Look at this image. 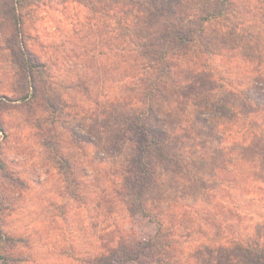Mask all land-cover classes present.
Returning a JSON list of instances; mask_svg holds the SVG:
<instances>
[{
  "label": "rangeland",
  "instance_id": "rangeland-1",
  "mask_svg": "<svg viewBox=\"0 0 264 264\" xmlns=\"http://www.w3.org/2000/svg\"><path fill=\"white\" fill-rule=\"evenodd\" d=\"M25 12L26 45L49 71L44 88L26 103L19 100L24 89L18 81L10 92V67L0 58V95L9 100L0 105V233L28 239L13 249L27 258L19 264H95L131 229L115 189L133 155L121 129L135 106L118 80L115 57L99 52L100 35L93 34L83 3L32 0ZM224 38L209 69L234 96L255 72L243 60L238 36ZM77 79L89 84L90 96L83 87H69ZM233 98L239 104L242 96ZM177 109L162 117L172 161L147 154L146 211L169 228L181 264H246L228 240L264 250V153L246 147L242 160L232 147L248 145L250 132L242 136V124L223 118L205 124L194 105ZM258 118L264 122V110ZM254 152L258 167L249 176ZM62 157L72 163L68 174L60 172ZM0 248L7 250L4 239Z\"/></svg>",
  "mask_w": 264,
  "mask_h": 264
},
{
  "label": "trees",
  "instance_id": "trees-1",
  "mask_svg": "<svg viewBox=\"0 0 264 264\" xmlns=\"http://www.w3.org/2000/svg\"><path fill=\"white\" fill-rule=\"evenodd\" d=\"M77 1L88 9L89 19L96 26L93 34L100 35L99 52L115 57L118 80L128 93L125 97L135 106L123 118L125 127L121 129L133 155L126 158L125 170L115 189L125 204L131 229L109 246L95 264H181L169 228L164 227L161 217L153 220L142 199L143 183L152 176L147 154L156 151L163 162L172 161V137L163 126L162 117L175 115L183 104L197 107L196 117L202 123L223 118L242 124V136L245 131L250 132L248 145L232 146L242 160V149L246 147L264 153V122L258 118L264 110V0ZM31 4L32 0H0V58L10 67V92H14L18 81V88L24 89L19 100L26 103L44 88L43 76L49 71L48 64L26 45L23 24L25 9ZM226 35L238 36L245 47L243 60L255 72L248 87L234 96L221 88L209 69V59L221 54ZM74 86L83 87L90 96L89 84L84 79L69 85ZM235 96H242L239 104L233 100ZM8 101L0 95V105ZM171 103L176 107L170 108ZM164 104L167 108H163ZM257 154L254 152L248 162L249 176L257 166ZM71 166L66 157L60 158V172L70 173ZM252 190L248 188L246 193ZM3 239L7 250L0 248L1 264L27 260L13 250L19 243L27 245V238L0 233V242ZM228 242L246 264H264V250L258 245L235 238Z\"/></svg>",
  "mask_w": 264,
  "mask_h": 264
}]
</instances>
